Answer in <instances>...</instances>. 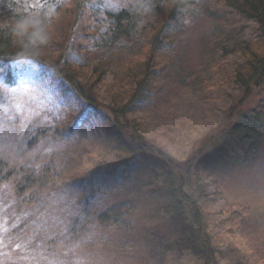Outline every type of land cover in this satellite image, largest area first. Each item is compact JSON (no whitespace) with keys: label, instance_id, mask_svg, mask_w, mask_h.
<instances>
[{"label":"rangeland","instance_id":"374dc122","mask_svg":"<svg viewBox=\"0 0 264 264\" xmlns=\"http://www.w3.org/2000/svg\"><path fill=\"white\" fill-rule=\"evenodd\" d=\"M73 1L54 0L57 17L50 29L56 44L42 52L47 65L43 69L50 76L53 71L48 68L56 66L87 85L95 103L88 106L72 95L60 98L53 88L56 83L41 79L42 66L20 71L14 87L1 89L5 103L0 164H8V171L15 174L0 182V264H202L199 255L167 250L187 231L163 211V195L151 193L150 175L130 174L116 181L85 177L100 162L130 159L134 149L107 123L110 105H121L128 96H119L111 77L101 84L90 77L95 55L88 39L94 35L93 10L104 5L84 0V15L78 17ZM105 1L117 6L129 0ZM195 1L182 37L166 41L150 102L130 112L140 123L141 135L180 164L199 149L208 155L210 137L229 123V110L241 99L239 87L224 85L231 74L218 65L215 44L231 47L257 35L256 25L227 9L224 0ZM44 3L0 0V10L7 6L4 12L18 16L24 9L37 17ZM136 53L135 44H123L114 50L112 62ZM231 62L240 60L230 59L228 67ZM263 101L264 89L247 106L255 109ZM71 123L75 127L68 131ZM259 151L250 166L236 171L218 167L209 181L203 175L204 182H199L206 193L201 200L206 217L231 209L246 211L234 233L221 232L216 264H264V144ZM21 177L30 179L24 182L25 191L18 193L24 186ZM44 181L48 183L41 185ZM125 201L132 205L125 216L127 228L97 221V214Z\"/></svg>","mask_w":264,"mask_h":264},{"label":"trees","instance_id":"16d2710c","mask_svg":"<svg viewBox=\"0 0 264 264\" xmlns=\"http://www.w3.org/2000/svg\"><path fill=\"white\" fill-rule=\"evenodd\" d=\"M39 1L40 3L45 1V8L39 11L37 17H32L30 13L24 12V9L18 16H12L9 11L4 12L8 9L7 6H4L6 8L4 11L0 10V85L3 86L0 87V92L3 88H11L17 84L20 71L46 65L42 52L56 44L50 29L57 17V12L52 7L54 0H50L51 4L49 0ZM73 2L76 4L77 16L84 15V0ZM98 2L103 4L104 8L92 9L94 22L90 31L94 32V35L88 39L95 55L90 61V77L97 84H101L106 77H111L112 86L119 96H128L123 104L110 105L112 109L109 110L107 123L125 135L124 138L134 149V155L130 159L116 163L100 162L85 177L87 180L95 177L102 179L113 177L116 181L130 174H135L136 178L140 173L150 175L153 183L151 193L163 195L165 200L163 211L174 224L179 228L183 226L187 231L186 236L173 241L169 247L166 246L167 250L186 251L196 257L200 256L202 264H216L220 253L215 246L222 237L221 232L226 230V234L234 233L237 224H243L246 211L238 213L231 209L206 217L201 203L206 193L201 192L199 182H204L203 175L209 181L210 177L216 174L218 167L236 171L250 166L263 147L264 101L255 109L248 108L247 105L257 92L264 89V0H224L227 9L240 18L253 22L257 27V35L250 40L237 41L231 47L225 42H218L214 46L213 52L218 54L220 59L218 65H223L224 72L231 74L229 79L226 78L224 85L228 87L231 83L239 87L242 91L241 99L229 110L227 118L229 123L210 137L209 143L212 144V148L208 155H205L206 149L202 151L199 149L182 164L157 149L150 140H146L141 135L140 123L130 117V112L150 102L151 94L155 91L152 79L161 54L168 46L166 41L172 36L182 37L187 17L194 14L197 2L129 0L124 5L117 6H112L116 3L110 1ZM22 20L43 29L47 35L46 43L35 49H25L19 38L11 31L16 23ZM123 44H135L137 53L126 56L120 63H113L114 50ZM138 50H143L144 54L139 56ZM235 57L240 62H231L228 67L229 60L234 61ZM48 70L53 71L50 76L45 69L38 68L42 80L56 83L53 88L60 98L72 95L88 106H94L96 96L91 88L82 85L56 66L49 67ZM4 103L0 93V117ZM74 127L75 124L71 123L67 130L72 131ZM28 139L27 146H31L32 141ZM8 167L6 163L0 164V182L15 174L8 171ZM24 177H21V180L27 183L30 177L26 179L27 181H24ZM44 182L45 184L41 185L48 183ZM28 186H31V182ZM26 188L24 183L17 192L22 193ZM218 194L219 189L216 188L215 195ZM131 211V203L125 201L100 212L96 219L103 225L127 228L125 216ZM223 214L226 216L222 217Z\"/></svg>","mask_w":264,"mask_h":264},{"label":"clouds","instance_id":"9594fccd","mask_svg":"<svg viewBox=\"0 0 264 264\" xmlns=\"http://www.w3.org/2000/svg\"><path fill=\"white\" fill-rule=\"evenodd\" d=\"M11 31L14 36L19 38V42L25 49L38 48L39 45L47 41V35L44 30L27 20L17 22Z\"/></svg>","mask_w":264,"mask_h":264},{"label":"bare ground","instance_id":"6f19581e","mask_svg":"<svg viewBox=\"0 0 264 264\" xmlns=\"http://www.w3.org/2000/svg\"><path fill=\"white\" fill-rule=\"evenodd\" d=\"M56 43V42H55ZM42 66V69L44 68V67H47V65H45V64H42V65H40V67ZM76 79V78H75ZM77 80V79H76ZM78 81V80H77ZM79 82V81H78Z\"/></svg>","mask_w":264,"mask_h":264},{"label":"snow or ice","instance_id":"6c2138e0","mask_svg":"<svg viewBox=\"0 0 264 264\" xmlns=\"http://www.w3.org/2000/svg\"><path fill=\"white\" fill-rule=\"evenodd\" d=\"M0 87H3L2 85H0ZM0 243H2V241H0Z\"/></svg>","mask_w":264,"mask_h":264}]
</instances>
